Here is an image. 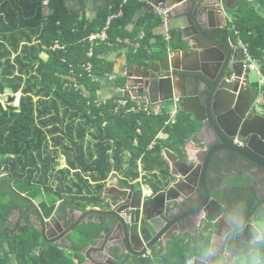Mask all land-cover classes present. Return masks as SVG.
I'll list each match as a JSON object with an SVG mask.
<instances>
[{
  "label": "trees",
  "instance_id": "trees-1",
  "mask_svg": "<svg viewBox=\"0 0 264 264\" xmlns=\"http://www.w3.org/2000/svg\"><path fill=\"white\" fill-rule=\"evenodd\" d=\"M44 1L0 0V94L7 89L21 92L18 108L4 106L0 99V169L7 171L0 177V264H81V249L108 233L111 216L97 214V221L78 225L67 237L71 245L62 248L45 240L30 221L29 211L34 210L41 219L52 217L57 206L83 213L88 207L102 206L101 193L108 175L121 173V184L126 185L128 180L138 178V161L145 172L160 174L159 179L155 174L144 175V181L154 192L163 189L169 185L171 175L161 151L184 144L197 130L190 115L181 109L176 122L167 126L169 107L163 106L157 115H146L143 111L112 113L114 98L94 105L97 81L80 68L79 62L90 61L96 76L109 73L112 63L101 56L119 49L124 40L128 41L129 62L148 64L166 54L164 38L153 33V28L162 24L159 16L150 11L129 27L144 3L115 0L114 10L120 6L121 14L111 19L106 27L107 40L94 44L88 57L89 44L83 39L105 26L110 10H100L89 21L85 16L70 14L66 0H48L46 6ZM258 1L260 13L238 3L233 22L248 42L249 52L255 57L262 54L260 69L264 73V0ZM55 41L64 49L51 50ZM43 52L45 58L41 57ZM70 70L87 92L74 88L68 78ZM161 130L169 133V139L157 137ZM88 136L91 143L85 146ZM58 151L67 169L53 189L49 173ZM69 171L77 182H65ZM86 175L95 183L92 189L81 178ZM38 196L41 199L34 205L33 199ZM242 199L238 194L230 201L236 205ZM250 205V201L244 204L247 211ZM12 214L17 219H11ZM74 232L79 239L71 237ZM185 245L181 241L169 242L152 250L147 259L132 264H186L197 249L186 254ZM65 248L73 251L76 258Z\"/></svg>",
  "mask_w": 264,
  "mask_h": 264
},
{
  "label": "water",
  "instance_id": "water-1",
  "mask_svg": "<svg viewBox=\"0 0 264 264\" xmlns=\"http://www.w3.org/2000/svg\"><path fill=\"white\" fill-rule=\"evenodd\" d=\"M232 1H151L150 9L153 6L169 8L164 16L165 25L170 32L177 29L184 44L161 58L158 65L150 64L141 73H134V77L128 78L130 82L122 88L137 90V96L146 93L150 100L159 93L162 102L176 96L181 103L179 110L184 107L198 122H202L201 132L206 133V144L210 147L193 152L195 163L175 165L180 176L170 180L169 185L152 198L142 199L137 191L111 187L108 193H103L107 209L88 208L84 211L83 215L111 216V226L105 234L104 252L114 260L123 255L120 253L122 248L141 249L136 253L141 256L160 240H166L167 244L181 241L184 231L173 230L170 226L176 228L177 222L187 224L191 215L204 222L198 240L209 235H222L225 231L219 230L218 220H223L222 216L228 213V209L223 212L221 200L212 196L207 175L216 165L230 159L247 160L264 173V116L248 111L250 93L243 90V86L238 88L242 61L228 47V36L223 28ZM178 54L183 58L182 63L177 58ZM236 136L244 144H237L234 141ZM257 176L261 179V175ZM172 208L184 212L190 208V211L184 214V219L178 220L175 214H169ZM249 219L251 216L246 218ZM48 221L45 220V223ZM250 230L251 225L246 224L236 242L246 239ZM46 232L47 229H44L42 235L46 236ZM191 233L194 234V231ZM109 261L110 258L99 264H119ZM89 263L91 260L88 257L85 264Z\"/></svg>",
  "mask_w": 264,
  "mask_h": 264
},
{
  "label": "crops",
  "instance_id": "crops-1",
  "mask_svg": "<svg viewBox=\"0 0 264 264\" xmlns=\"http://www.w3.org/2000/svg\"><path fill=\"white\" fill-rule=\"evenodd\" d=\"M151 1H149L148 4H144L141 6V8L135 13L132 21L129 24V27H132L135 22L140 19L141 17H143L146 13L152 11L153 14L159 16L156 12H155V6H153L152 9H150V5ZM48 3V0H45L43 2V5L46 6ZM114 3L115 0H66L65 1V7L67 8L68 12L70 14H76L79 17L80 16H85L87 19H89V21H93L98 12L100 10L103 9H107L110 10V15H117V17L121 14V9L120 6L117 7L116 10H114ZM238 3L239 5L243 4L245 6V8H252L256 11H258L260 13L259 8L261 7L260 2L258 0H233L230 3V7H228L227 9V15H226V22H225V27H227L230 31L232 36L234 37L235 40V45H236V38L237 36H239L241 39L242 37L240 36V32L238 29L235 28L234 26V22H233V11L236 10V8L238 7ZM162 7H166V6H162ZM262 9V8H261ZM228 11L230 13H228ZM44 12L45 14L48 13L46 7H44ZM262 15V14H261ZM109 16V15H108ZM160 17V16H159ZM162 20V24L159 26H156L153 28V33L155 35L161 36L164 38V41L166 43V54L163 55L162 57L150 61L148 62V64L145 63H137V62H129V59H127V44L128 41L124 40V41H120V43L123 44V46H121L119 49L116 50H110L107 51L106 53H104L101 57L106 61V62H111L112 63V71L109 73H105L104 75H97V84H98V89L96 90V99L99 100H108L110 98H115V97H119V96H137V90L135 89H131V90H124L122 88L123 85H126L127 83L130 82V79L128 78H133L134 77V73H141L142 69L149 67L150 64L152 65H158L159 64V60L161 58H163L164 56L173 53V51L175 49H180L182 47V45L184 44V41L181 40V35L179 33V31L177 29H173L171 32L168 29V27L165 25V21L163 19V17H160ZM99 32V31H98ZM96 33V32H93ZM142 33H140L141 36ZM243 40V39H242ZM245 43L248 44V42H246L245 40H243ZM99 42V41H98ZM97 42V43H98ZM96 43V44H97ZM237 46V45H236ZM235 46V47H236ZM249 47V44H248ZM239 52H236L235 50H233L234 52H236V55L239 56L240 60L242 61V68H241V77H240V81L238 83V88L243 86L242 85V81H244L246 78L245 76L247 75L248 69L245 67V58L244 55L241 51V49L239 47H237ZM264 52V48L262 49V53ZM249 54L252 56L253 58V62L255 61V58H258L259 61H256L254 63L253 66V70H255L256 72V76H257V80H258V75L259 74H264L261 69H260V65H261V60H262V54L261 56H257L255 57L254 55H252L250 52ZM41 57L45 58L46 54L43 52L41 53ZM177 58L179 59V61L182 63V56L180 54H178ZM186 60V59H184ZM133 70V71H131ZM133 72V73H132ZM96 75V74H95ZM231 77V76H230ZM128 80V81H127ZM257 80L250 83V84H246L245 86H243V90L247 91L250 93V97H249V101H248V105H250V108L248 107V111L249 112H254L255 114L256 111L254 109V106H262V109H264V96H257L255 97L256 94L259 93V89L257 87ZM96 82V81H95ZM82 91H84V88L82 87V85L80 84ZM127 91V92H126ZM135 94V95H134ZM138 96L141 97H148L146 93H142ZM161 95L158 93L154 96V98H152V100H150V98L148 97V99L150 100V102H159L161 103V109L158 111L157 114H159L162 110V107L164 106L163 104L167 101H160L161 99ZM176 97V96H174ZM254 98V100H253ZM180 102H179V106H180ZM170 109L171 106L169 107V111H168V119L166 120V122L170 121L171 119V123H175L176 122V117H177V113L173 116V118L170 116ZM181 110L185 111L186 113H188L190 115V117L193 119V122L195 124V126L197 127L196 132L192 135L189 136L188 138H186V141L184 144H177L175 145V148H164V150L161 151V155L163 157L164 160H166L164 158V153L169 155V160L167 161L169 167H170V175L171 177L174 176V178L172 179V181L176 180V177H179V171L176 170L177 168H175V165H181L182 163L185 164H189V163H195V160L193 158V152L197 151V150H202V147H210L206 144V140H207V136L206 133L204 131L201 132V127H202V122H198L194 115L190 112H187L184 107H180ZM145 113V112H144ZM146 114V113H145ZM154 114L153 115H157ZM146 115H151V114H146ZM251 121V120H250ZM167 126H170L171 124H165ZM157 137L159 139H169V133L166 131H159ZM86 146V145H85ZM235 163L237 162V160L235 159H230V160H224L221 164L216 165L217 167L215 169H212V171H210V173L214 176L213 177V182H212V186H211V190H212V196H216V198L218 199H222L224 201L225 198H228L227 195L225 196L224 193L228 190L230 191V195L235 191H237V186L241 183H243L242 181H244L246 179V177L241 176L240 174H236L235 176L229 175V164L231 163ZM235 165H237V163H235ZM137 170H138V178L136 180H131V181H127L126 185L121 184V179L123 178L121 173H117V172H111L108 177L106 178V180L104 181V186L102 189V206H97V207H88V208H94V209H107V203L105 202L103 193H108L109 192V188L111 187H119V188H126L129 190H133V191H137L142 195V199H149L152 198L155 193H158L161 191V189L157 190V191H153V189L151 188V186L149 185L148 182L144 181L143 176L144 175H151V174H155L157 175V178H160V174L158 172H145L142 169L141 163L138 161L137 163ZM215 173V175H214ZM115 174L117 177H112V175ZM82 178H89L90 180V176L86 175L83 176ZM250 177H248L249 179ZM255 179L260 180V176L255 175L254 176ZM155 179V178H154ZM91 181V180H90ZM92 182V181H91ZM136 186L138 188H140V191L133 188L132 186ZM214 186H216V188H213ZM106 197L109 198L108 195H105ZM229 200V199H228ZM227 200V201H228ZM226 201V200H225ZM60 205V204H56ZM106 205V207H104ZM239 204L234 205V206H239ZM87 208V209H88ZM56 209V208H55ZM59 209V208H58ZM70 210V209H69ZM226 209L223 210V212H225ZM258 210V209H257ZM256 210V211H257ZM78 210H74V212H76V216L79 215V213H77ZM255 212V211H254ZM256 213V212H255ZM67 214V213H66ZM88 215V216H87ZM86 218L87 220H81L80 223H78L75 227H73V230L75 228H77L78 225H82V224H88L90 221H94V219L97 221V214H87ZM50 218H47L45 220H48ZM98 223V222H97ZM99 224V223H98ZM204 225V222H203ZM210 227V224L208 225ZM203 229V228H202ZM201 229V230H202ZM59 230V229H58ZM60 231V230H59ZM184 232L186 230H183ZM72 232V231H71ZM70 232V233H71ZM69 233V234H70ZM68 234V235H69ZM195 234V233H194ZM190 235V240L191 242L186 241V245L183 247V250L185 251V253L187 254L188 250H193V249H197L198 245L200 243V240H198V235L199 233H197L196 237H194L193 235ZM67 235V237H68ZM185 236H187L185 234ZM66 237V241H61L58 242L57 245L58 246H65V247H69L71 245L70 241L67 239ZM101 237H105L104 235H101L99 237H96L94 240V243H87L85 245V247H83L81 249V253L83 254L84 257L88 256V254H95L98 252V250L100 249V246L105 244V241H97L100 240L99 238ZM188 237V236H187ZM120 238V236H119ZM106 239H107V235H106ZM102 240V239H101ZM95 246H98V249H94ZM155 249H158V245L155 247ZM151 251L150 253H147L146 256H151L152 255ZM104 254V252H103ZM197 254L193 255L191 258L194 259V264L196 263H200L202 264L201 261H199V259H196ZM130 258H132V256H130ZM91 263L89 264H95L94 263V259H90Z\"/></svg>",
  "mask_w": 264,
  "mask_h": 264
},
{
  "label": "flooded vegetation",
  "instance_id": "flooded-vegetation-1",
  "mask_svg": "<svg viewBox=\"0 0 264 264\" xmlns=\"http://www.w3.org/2000/svg\"><path fill=\"white\" fill-rule=\"evenodd\" d=\"M223 28H224V30H226V34L228 36V41H227L228 47L235 50L236 52H239L237 49L238 46L235 45V40L231 34V31L225 26ZM241 51H242V49H241ZM248 51H249V47H248ZM249 108H250V105H249ZM254 108H255V111L258 115L264 116V109L259 111L256 106ZM252 113H254V112H252ZM236 138L238 139L237 141H235ZM234 141L240 145L244 144L243 140L237 136L234 138ZM251 156H253V155L251 154ZM235 163H237V165H235ZM235 163L232 162L231 164H229V169H230L229 175L240 174L241 176L246 177V179L244 181H242L243 183L239 184L236 187L237 191L235 189V191L231 195H230V191L227 190L224 193V195L225 196L227 195L228 198H225L224 201L220 198L221 203H222V210L228 209V213L231 210H233L236 206L234 207V205H232L230 198L234 197V195L237 196L239 194L243 197L242 201L240 200L241 203L239 206H244V204L246 202H249V201L251 202L250 211L249 210L247 211L246 218H249L250 216L252 218L253 215L255 214V212H257L256 211L257 209L264 208V173L262 171H259L257 168H255L247 160H244V161L237 160V162H235ZM263 163H264V161H263ZM214 175H215V173H214ZM255 175H261V179L260 180L255 179L254 178ZM213 177L214 176L210 173L207 175V178H206L207 184H208L210 189L212 186ZM248 177H250V178L248 179ZM239 202L236 203V205L239 204ZM58 208L59 207L57 206L56 209L54 210V214L52 215L51 218L49 217L50 219L46 223H45V219H47V218H41L40 219V217L38 218V216H36V213L34 210L31 209L29 211V214L31 216L30 221H33V224L41 231V233L44 229H47L46 236H44L45 240L49 243L52 242L53 244H57L58 242H61V241H66V237L73 230V227H75L78 223L81 222V220H84L88 216L87 214H86L87 216L83 215L82 211H79L80 213L77 211V213H79V215L76 216V212H74V211L71 212L68 207H63L62 209H58ZM168 210H170V209H168ZM188 211H190V208L185 209V212L181 211L179 209H176V208H172L170 210L169 214L170 213L175 214L174 216L178 220H181V219L185 218L184 214L187 213ZM57 212L59 213V215H56ZM69 213L71 214L70 216L72 217L71 220L69 219L70 218ZM227 214L222 216L223 220H221L220 218L218 220L220 231H226L228 228V225L226 222ZM196 218H197L196 215H191V217H188L187 224L183 225V224L177 222L176 228L172 227V226H170V228H172L173 230L177 229L178 231L186 230L184 232V234H182V237L180 239H181V241L183 240L185 242L186 241L191 242V240H190V235L192 234L191 231H194V233H195L194 237H196L197 236L196 234L201 233V231H202L201 229L204 227L203 221H202L203 219L198 221L197 220L198 218L197 219ZM87 219H85V220H87ZM105 221H107V219H105ZM193 226H194V230H192ZM211 228L214 231V225H212ZM173 230H170V231H173ZM185 234L188 237L185 236ZM99 239L100 240H97V241H107L106 236L101 237ZM166 242H167L166 240H160V241L156 242L151 247L152 249L149 250L147 253H150L152 250H154L157 245H158V248L165 246L167 244ZM185 242H183V243H185ZM105 244H106V242H105ZM105 244L100 246V249L98 250L97 253L88 254V257L90 259H94V263L99 264L100 261L103 262L108 258H110L109 262L116 261L119 264H132L136 260H143L142 258L147 259V256H146L147 253L143 254L141 256L136 255V253L141 252V249L138 250L136 248L130 247L128 249L122 248V250H120V253H122L123 255L119 258V260H116V259L114 260L111 256H109V254H106L104 252V245ZM94 249H98V246H95V248H93V250ZM129 250L131 251V253ZM103 252H104V254H103ZM116 252H119V250H117ZM130 256H132V258H130ZM196 264H200V263H196Z\"/></svg>",
  "mask_w": 264,
  "mask_h": 264
},
{
  "label": "clouds",
  "instance_id": "clouds-1",
  "mask_svg": "<svg viewBox=\"0 0 264 264\" xmlns=\"http://www.w3.org/2000/svg\"><path fill=\"white\" fill-rule=\"evenodd\" d=\"M246 212L244 206L231 210L226 217L227 230L218 237L209 235L201 240L196 259L202 264H264V208L258 209L249 220ZM246 224L251 225L247 238L236 242ZM186 264H194V259L189 258Z\"/></svg>",
  "mask_w": 264,
  "mask_h": 264
},
{
  "label": "built area",
  "instance_id": "built-area-1",
  "mask_svg": "<svg viewBox=\"0 0 264 264\" xmlns=\"http://www.w3.org/2000/svg\"><path fill=\"white\" fill-rule=\"evenodd\" d=\"M125 1V0H124ZM139 2H142L144 4H148L150 0H138ZM169 10L168 7H155V12L160 16L163 17L165 14L167 13V11ZM117 17V15H109L106 19L105 22V26L96 33H91L89 35H87L84 39L83 42L88 43L89 47L87 49V56L91 57L92 55V47L94 44H96L98 41L99 42H105L108 38L107 33H106V27L110 24L111 19ZM236 45L238 47H240L242 49V52L244 54V58H245V67L248 70H252L254 63L256 61H259L258 58H255V61L253 62V58L252 56L249 54L248 51V44L245 43L239 36H237L236 38ZM51 50H55V49H64V45L59 44L57 41H55V43L50 47ZM264 53V52H263ZM72 65V64H70ZM79 66L81 69H84L85 71L88 72V75L91 77L92 80L97 81V76L95 74H92L91 72V68H92V64L90 61H86L84 63L79 62ZM69 75H72V70H70ZM74 77V76H73ZM246 78V76H245ZM247 78L242 81V85L245 86L247 84ZM257 87L259 89V93L255 95V97L257 96H264V74H259L258 75V80H257ZM75 89H78L76 87V84H73ZM6 97L8 95L4 94ZM20 96H21V92H15V93H11L10 97H11V101H9L10 105H12L15 108L19 107V102H20ZM2 100V99H1ZM115 101V105L112 108V113H124V114H128L131 112H139V111H143L146 114H157L158 111L161 109V103L159 102H150V100L148 99V97H141V96H119V97H115L114 98ZM171 101V108L170 109V116L173 118V116L177 113V111L179 110V102H178V98L177 97H173ZM106 100H99V99H95L94 100V105L96 106H100L101 104H105ZM88 104V103H87ZM257 109L259 111L262 110V106H257ZM172 124L171 123V119L168 122H165V124ZM237 141V139H236ZM164 158L168 161L169 160V155L164 153Z\"/></svg>",
  "mask_w": 264,
  "mask_h": 264
},
{
  "label": "rangeland",
  "instance_id": "rangeland-1",
  "mask_svg": "<svg viewBox=\"0 0 264 264\" xmlns=\"http://www.w3.org/2000/svg\"><path fill=\"white\" fill-rule=\"evenodd\" d=\"M228 13H230V12L228 11ZM68 78L71 80V82H73V84H76V87H77L78 89H80V90L82 89L81 86H80V84L77 83L76 79H75L72 75H69ZM246 78H247L248 84H250V83L256 81V80H257V76H256V72H255V70H253V69H252V70H248L247 75H246ZM82 87L84 88V86H82ZM84 90H85V92H87L85 88H84ZM11 93H13V92H11L10 90L7 89L3 94H0V99H2V103H3L4 106L10 105L8 99H10V94H11ZM4 94H6V95H8V96L6 97ZM7 98H8V99H7ZM164 106H165V107H170V106H171V103H170L169 101H167V102L165 103ZM254 107H255V106H254ZM254 109H255V108H254ZM67 122H68V121H67ZM89 142L91 143V141L89 140V136H88V138H86V140H84V143H83V144L86 145V144H88ZM65 143H67V141H65ZM66 145H67V144H66ZM58 150H61V149L58 148ZM50 151H52V150H50ZM49 154H50L51 157L54 156V153H53V152H50ZM71 154L73 155V152H72ZM52 166H53V169H51V171H50V173H49V174H50V178H49V186H50L51 188L54 189V188H56V185L59 183V182H58L59 179H60L62 176H64V174H66L64 171H65V169H67V164H66L65 158H64L63 155H61L60 151L57 152V159H56V162H54V164H53ZM6 173H7V171H6L5 169H0V177H1L2 175H6ZM68 174H69V179H67V176H66V178H65V182H66V183H68L69 181H74V183L77 182V180H75L74 177L72 178V174H73V173H72L71 171H69ZM114 176L117 177L115 174H113L112 177H114ZM81 178H82V177H81ZM170 178H171V180H172V179L174 178V176H172V177H170ZM82 180L87 181V184L91 187V189H92V187L95 185V183H94V182H91V181L89 180V178H87V179L82 178ZM132 187L140 191V188L136 187L135 185L132 186ZM40 199H41V196H38L37 198L33 199V203H34V205H37V203L40 201ZM104 207H106V205H105ZM107 207H108V206H107ZM56 215H59V213L57 212ZM14 217H15V219H17V218H16V214H14V215L12 214V215H11V219L14 218ZM71 237H72L73 239H75V238H78V239H79V234L76 233V232H74V233L71 235ZM60 247H62V246H60ZM62 248H63V247H62ZM65 250H66L65 252H66V253H69L70 256H71L73 259L76 258V257H75V253H74L73 251H71L69 248H68V249L65 248ZM87 259H88V257H84L83 260H82V263H81V264H85Z\"/></svg>",
  "mask_w": 264,
  "mask_h": 264
}]
</instances>
